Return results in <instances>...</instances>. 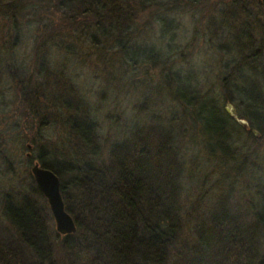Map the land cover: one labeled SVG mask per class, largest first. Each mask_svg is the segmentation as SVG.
Listing matches in <instances>:
<instances>
[{
    "label": "trees",
    "instance_id": "trees-1",
    "mask_svg": "<svg viewBox=\"0 0 264 264\" xmlns=\"http://www.w3.org/2000/svg\"><path fill=\"white\" fill-rule=\"evenodd\" d=\"M22 1L36 26L37 71L32 73L35 66L30 73L14 70L10 79L23 115L43 128L50 120L61 128L63 137L56 143L32 140L37 149L32 158L58 177L76 232L61 236L49 227L46 199L30 176L28 185L0 195V264H264V224L247 214L249 180L244 198L234 201L235 182L225 178L245 171L264 177L254 149L239 142L243 132L264 140V0ZM42 5L60 13L64 27L74 26V35L90 36L92 46L100 41L110 46L124 69L139 73L144 68L145 74L131 79L130 91L151 87L153 101L143 98L151 105L140 107L136 100L134 117L145 119L141 128L124 129L115 139L102 137L95 113H89L68 79L46 70L49 63L39 54H45L42 46L51 32L43 24ZM186 8L200 12L194 36L202 35L223 63L222 79L221 71L215 78L218 94L198 80L205 75L176 67L179 49L165 40L174 29L172 17L163 15ZM136 10L157 15L160 46H145L148 28L135 26ZM55 37H50L52 46L62 42ZM9 61L7 67H18ZM248 76L253 80L246 83ZM225 102L240 109L237 119L245 120L248 130L226 112ZM61 143L78 160L61 154ZM197 154L206 163L229 165L219 181L228 191L216 181L207 187L206 176H198Z\"/></svg>",
    "mask_w": 264,
    "mask_h": 264
},
{
    "label": "rangeland",
    "instance_id": "rangeland-1",
    "mask_svg": "<svg viewBox=\"0 0 264 264\" xmlns=\"http://www.w3.org/2000/svg\"><path fill=\"white\" fill-rule=\"evenodd\" d=\"M242 1L248 2V0ZM55 2L56 0H53L54 5H57ZM22 3L23 1L20 2V0H0V195L12 191V189H20L24 186L23 183L28 185L30 176L33 179L31 169L37 162L32 157L36 156L37 149H35L32 140L37 139V144L41 143L40 145H42L45 140L56 143L63 137L61 128L56 126L52 120L46 122L48 127L43 128L31 117L23 115L20 112L21 108L18 106L20 101L17 100L15 86L10 79L11 71L15 70L20 73L18 69H21V71L24 70L30 73L31 68L37 65L33 58L38 54L36 52L39 51L33 44L36 30L35 23L31 20L33 18L28 16V11L25 10L24 6L27 4ZM46 6L42 5L41 15L43 16L41 17L46 29H50L51 33L48 40L45 41L46 44L42 46L45 49V54H39V56H45L47 63H49L46 70L52 72V76H62V81L63 78L68 79L67 85H73L79 100H83V104H85L89 113L91 111L95 113V120L102 137L115 139L118 134L126 129L130 132L141 128V124L145 119L134 117L136 116L134 114L136 113L135 107L137 101L140 107L151 105L153 101L150 93L151 87L139 91L138 94L137 92L130 94V91L134 86L131 79L137 74H145L144 68L139 73L129 66L124 69L120 64L122 62L120 54L117 57L115 55L117 52L113 50L110 52V46H105L101 41L97 46H92L90 36L82 38V36L74 35V26L72 28L64 27L60 13L51 8H46ZM194 12H189V9L186 8L180 9L176 13L170 12L163 15L169 21L172 17V29H174L170 36H166L165 40L168 44L175 43L179 49L176 58L180 60L176 61V67L181 70L194 69L199 75H205L200 76L198 80L204 79L206 89H211L213 94H218L220 88H218V80H215V78L217 72L221 71L219 68L223 66V63H221L220 56L204 44L202 35L194 36V32L199 31L200 19V12H197V10ZM135 19V26H139V29L148 28L146 38H144L145 46L147 48L160 46L157 40L159 30L156 27L157 15L150 17L149 11L141 13L136 10ZM164 25L169 27L167 22ZM204 33L206 35L205 41L209 42L208 32L205 31ZM56 35L57 37H55ZM50 37H55L56 41L62 42H59L57 46H52L55 43L52 42ZM213 44L217 47L218 42L213 41ZM10 47L11 49L8 51L7 48ZM175 47L172 46L173 50ZM9 60H13V63L18 67H7L10 63ZM36 71L35 66L32 73L36 74ZM218 74L222 79V71ZM146 76L147 80H151L150 73H147ZM251 80H253V77L248 76L244 79V82L248 83ZM185 82L186 80L181 78V83ZM144 97H151L149 98L151 99L149 105L148 102L143 103ZM224 109L228 114L233 115L234 113L237 115L236 111L240 110L236 108L234 103L228 102L224 103ZM235 115L234 117H236ZM240 121L244 123L241 126L248 130L249 126L245 120ZM73 122L77 123L78 121L75 119ZM255 135L254 138H250L248 134L243 132L240 138L242 141L239 142L244 148L251 147L254 149L252 153L255 155V159L258 162L260 161L259 163L263 169L261 171H264V140L260 139L257 133ZM64 152L68 153L71 158L78 160L69 147L61 143L60 153L63 154ZM196 157L194 162H197L198 176H206L207 187H211L215 181L217 184L225 178L228 179V182H235L232 196L234 201L243 196L242 190L247 185L244 184V181L249 180L248 184L251 185V188L245 190V192L246 195H249V201L252 204L247 209V214H249L251 221L264 224V177L261 179V174H247L248 172L245 171L239 177L231 174L225 177L228 173H223V170L231 169L229 165L223 168L221 165L219 167L218 164L216 166L215 161L206 163L200 154H197ZM2 158H5V161ZM249 161H252V159L249 158ZM14 176L17 177V180L13 181ZM225 183L218 184L220 190H229ZM198 186L200 185L198 184ZM231 190L232 188H230ZM212 193L217 194L218 191ZM3 201L4 199H1L0 196V207ZM5 202L6 207L10 206L7 200ZM46 204L50 215L48 225L53 231H56L47 201ZM242 213L245 214V212Z\"/></svg>",
    "mask_w": 264,
    "mask_h": 264
},
{
    "label": "water",
    "instance_id": "water-1",
    "mask_svg": "<svg viewBox=\"0 0 264 264\" xmlns=\"http://www.w3.org/2000/svg\"><path fill=\"white\" fill-rule=\"evenodd\" d=\"M231 115L235 118L233 114ZM237 122L244 125L242 121L237 120ZM31 175L40 193L48 203L57 234L61 236L74 234L76 232L75 221L65 211L58 177L52 171L40 167L37 163L33 165Z\"/></svg>",
    "mask_w": 264,
    "mask_h": 264
}]
</instances>
